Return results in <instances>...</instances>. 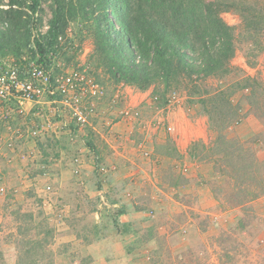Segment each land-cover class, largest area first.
<instances>
[{
    "label": "rangeland",
    "instance_id": "374dc122",
    "mask_svg": "<svg viewBox=\"0 0 264 264\" xmlns=\"http://www.w3.org/2000/svg\"><path fill=\"white\" fill-rule=\"evenodd\" d=\"M197 1L207 8L231 0ZM137 3L131 0L133 7ZM141 4L155 14L170 12L161 5L151 10L144 0ZM54 6V0H40L32 34L49 25ZM219 16L234 28L228 72L181 74L168 82L156 78L146 88L115 82L109 75L99 61L89 14L79 11L69 20L64 37L70 59L59 60L85 68L105 94L95 101L90 123L73 139L65 131L61 144L44 150L31 140L15 138L8 145L0 139V264H17L18 256L37 264H71L69 259L77 255H82L78 264H89V253L76 243L70 247L69 237L62 234L70 228L87 234L89 243L109 231L124 234L119 242L123 260L114 264H264V194L247 199L237 183L240 171L232 169L235 179L226 169L230 163L243 165L248 155L264 192V27L259 34L249 32L234 9H221ZM167 19L174 20L169 14ZM220 90L227 93L229 106L214 98ZM227 108L236 110L235 115L220 126ZM87 140L96 146L97 156ZM224 140L236 145L231 162L221 151ZM74 155L92 168L86 171L81 161L74 173ZM47 184L50 191L44 193ZM129 201L153 223L130 226L122 221V206ZM45 227L51 230L49 243L43 245L46 256L33 249L26 257V239L40 236ZM114 243L94 249L102 253L118 246ZM58 255L64 256L56 261Z\"/></svg>",
    "mask_w": 264,
    "mask_h": 264
},
{
    "label": "trees",
    "instance_id": "16d2710c",
    "mask_svg": "<svg viewBox=\"0 0 264 264\" xmlns=\"http://www.w3.org/2000/svg\"><path fill=\"white\" fill-rule=\"evenodd\" d=\"M74 1L54 0L55 6L48 29L36 34H32V30L36 27L33 24L36 22L34 15L40 10V0H9L8 7L0 6V56L18 58L27 52L32 58L38 56L37 61L47 67L53 63L54 57L70 59L67 55V42L65 43V39L60 42L59 37L65 35L69 20L75 18L79 11H84L93 19V36L97 42L99 61L107 68L109 75L115 82L125 81L139 88H146L156 78L168 82L181 74L207 77L228 72V61L235 52L234 28L223 21L219 10L238 11L241 26L249 32L259 34L264 27V0H231L219 3L216 7L211 4L207 8L197 0H144L150 9L160 5L169 7L170 12L162 9L157 14L154 10H144L142 0H138L134 7L131 0H77V5L73 4ZM2 2L0 0V5ZM25 5H28L30 15L25 12ZM168 14L174 20L167 19ZM192 27L193 36L190 37ZM192 49L193 53L198 51L197 56L188 53ZM193 61H198L199 64H191ZM214 98L229 106L227 93L217 91ZM220 108L218 106L217 110ZM227 109V116L220 126L225 123L228 125V117L235 115L233 112L236 110ZM70 127L73 133L77 132L76 126L71 124ZM60 141L61 139H48L46 142L37 140L36 145L44 150L45 146L61 144ZM85 143L97 156L96 146L89 140ZM221 145L224 149H219L223 151L224 158L228 157L231 162L237 152L236 145L225 140ZM190 154L195 156L191 149ZM97 163L96 158L95 164ZM216 163H219L220 171L226 172L221 162ZM255 165L247 155L243 165L232 166L230 163V170L226 167L230 176L235 179L232 169L240 171L237 183L240 192L247 199L264 194ZM45 228L40 236L26 239L27 246L22 254L27 257L33 255V249H38L42 258L46 256L43 245L49 243L51 230ZM18 231L22 233L21 226H18ZM85 237H88L87 234ZM30 260H23L18 256L17 264H37V260Z\"/></svg>",
    "mask_w": 264,
    "mask_h": 264
},
{
    "label": "built area",
    "instance_id": "2783aa9c",
    "mask_svg": "<svg viewBox=\"0 0 264 264\" xmlns=\"http://www.w3.org/2000/svg\"><path fill=\"white\" fill-rule=\"evenodd\" d=\"M8 1L3 0L5 4L0 6L8 7ZM48 27L44 24L40 32ZM64 39L59 37L60 42ZM37 60L38 56L32 58L27 52L18 58L0 56V139L8 145L16 138L22 143L34 141L37 148V140L60 139L65 131L73 139L76 134L70 125L76 126L78 133L87 126L97 108L95 101L105 94L103 86L85 68L70 66L56 57L48 67ZM164 128L172 130L167 123ZM81 161L79 155L72 156L74 173L80 171ZM50 187L45 185L43 192H49Z\"/></svg>",
    "mask_w": 264,
    "mask_h": 264
},
{
    "label": "crops",
    "instance_id": "0c3cea01",
    "mask_svg": "<svg viewBox=\"0 0 264 264\" xmlns=\"http://www.w3.org/2000/svg\"><path fill=\"white\" fill-rule=\"evenodd\" d=\"M83 161H82V163L84 164L83 166L85 168L87 167L86 171H87V169H89L88 167L92 168V165L88 164L86 166L85 160H83ZM86 161H87V159H86ZM88 162H90V161H88ZM87 174H88V172H87ZM205 193L207 194V192H205ZM198 198L199 199H197V202H198V200H200V197H198ZM203 200H205V197L203 198ZM115 204H117V203H115ZM183 206H186V205H183ZM186 207H189V206H186ZM122 209H123L122 210L123 213L121 214V217H122L121 219H122V221L128 223L130 226H144V224L150 225L153 223L151 218L148 217L149 215L145 211H144L145 213H143V211L141 212L140 209H139V211H135L137 209H135V205L130 201L126 202L124 204V206H122ZM138 214L144 215V217L140 216V220H138L137 219ZM159 226H162V225H159ZM110 232H111V234H110ZM62 234H64V236L66 238L69 237L68 239H70V240H68V241H70V242L68 245L70 247H72L76 243L77 246H80V251L82 253H85V251L87 253H89V255H90V263L89 264H114L115 260H121V261L123 260L121 254H120V253H122L121 252V246L122 245L121 244L119 245V242L123 241L121 239L124 238V234L119 233L117 230H115L114 232L109 231L108 235L107 234L102 235V237L98 240V242H95V243H89V240L87 241L85 239L84 235L82 236L80 233L76 232L73 228H70L69 230H65V232ZM67 234H70V235L67 236ZM129 236H130V234H129ZM114 242H118V246L116 245V247H113L112 249H105L102 251V253H100V252L96 253V251L94 249V247L97 244H105L106 246H108L110 244L115 245ZM104 248H108V247H104ZM60 256L63 257L64 255H58L56 257V261L59 259ZM81 256L82 255H77L76 257L75 256L71 257V260L69 259V262H71V264H78L82 261Z\"/></svg>",
    "mask_w": 264,
    "mask_h": 264
}]
</instances>
